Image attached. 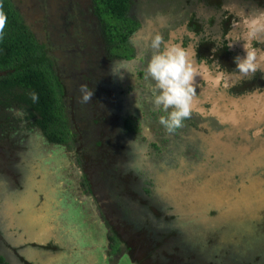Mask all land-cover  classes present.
Returning <instances> with one entry per match:
<instances>
[{"label": "flooded vegetation", "instance_id": "flooded-vegetation-1", "mask_svg": "<svg viewBox=\"0 0 264 264\" xmlns=\"http://www.w3.org/2000/svg\"><path fill=\"white\" fill-rule=\"evenodd\" d=\"M94 4V0H90L89 10L86 12L88 15L84 20L89 22L95 32L94 36L91 35L92 41L86 40V42L96 43L99 46L97 49V46L91 45L94 53L97 52V66L86 61V66L78 77L82 83L88 85L89 89L94 90V93L93 97L82 103L80 108L84 116L89 111V114L96 118L95 123L98 124L99 133H102L105 128V139L101 141L103 142L101 150L107 144H113L116 148L114 151L105 150L112 152L109 157L112 164H108L107 167L105 161L102 163L103 170L107 167L109 173L98 168L97 171L105 175L95 173L93 182L89 179L88 173L84 175V181L98 199L99 204L105 203L102 211L111 212L107 219L112 264H122L120 261L134 264L148 262L150 264H241V260L246 261L245 257L249 255L248 258H251L254 255L253 250L240 249L245 255L241 257V260L230 262L221 256L218 247L214 244L210 246L209 252H206L204 247H199V250L197 246L191 245L193 233L188 225L192 221L187 220L189 217L184 215L182 208L181 213L174 212V206L168 207L162 202L163 197L159 193L162 187L157 186V177L147 168H143V159H139V155H142L141 145L134 135L137 134L144 120L154 128L158 137L163 138V135H169L167 141L171 139L175 141L178 138L189 141L194 139L191 137L198 134L192 132L195 128L205 127L204 131L208 130L207 125L204 126V121L201 120L202 117L210 120L212 124L220 125L221 120L232 121L230 113L235 110L233 108L244 113L242 115L236 111L240 119L241 115L248 116L249 105L246 103L241 107L239 101L253 94L264 96V60L259 59L260 55L264 54V32L257 33L254 38L247 37L241 20L244 16L251 18L264 13V0H130L127 11L129 18L123 22L126 25L123 31L127 34L125 45L123 41H116V36L108 41L109 38H106L104 34L102 19L94 14ZM155 34L161 36L162 46L178 44L185 48L189 59L193 60L198 70L207 66L211 70V76L222 74L221 85L216 87L199 76V79L194 82L196 94L190 100V115L183 118L179 126L171 129L160 122V116L167 113L161 105L154 102L152 87L154 81L150 78L145 79L144 69L147 60L154 51H157L151 47V40ZM249 39L257 50L258 66L254 72L242 73L235 67L233 57L236 55L243 57L242 44L244 40ZM229 44L232 46L229 47ZM115 61L127 62L130 73L125 71L124 77L126 78L128 74L135 75L132 81L138 82L139 100H144V104L139 103L137 113L130 110V106H136L135 103L128 101L125 97L127 90L131 88L125 87L124 82L121 81L122 78L111 72L112 62ZM259 100L258 97L257 103L264 104V100ZM253 108L258 115L261 114L262 118L264 117V105ZM11 111L16 113L15 110ZM6 114L11 118L14 116L17 118L16 114L13 116L10 111ZM233 114L232 116L235 115ZM258 115L248 116L254 121L252 124L249 121L250 126L261 118ZM131 116H133L132 120H130ZM243 120L245 118L241 119ZM189 126L194 129L186 131ZM37 127L49 141L41 127ZM199 133L201 135L202 132ZM31 136L33 139V135L24 136L20 144L23 147L27 145V139ZM132 139L134 143L128 145L127 141ZM18 149H14L12 153L6 151L0 159L2 163L0 167V237L9 247L16 250V259L6 256L1 248L0 258L8 264H49L42 258L36 257L34 250H42L43 257L45 255L43 252L55 251L51 249L52 245H56L57 250L63 247L62 250L65 251V247L60 245L61 241H58L54 235L45 237L42 231L30 228L32 223H40L41 220L35 218L29 222L30 220L26 217L28 212L26 206L44 205L46 209L48 201L51 203V196L38 189L35 181L32 182L33 174L37 175L40 172L37 165L33 164L34 158L29 157V162L27 159L29 153ZM175 150L177 151V148H173V151ZM9 170L16 176V192L22 195L30 194L29 201H21L19 198L16 199V203L14 202L15 199L11 196L13 192L11 187L14 186L9 187L12 181L6 176ZM5 177L10 181L3 180ZM164 191L167 190L164 189ZM180 205L179 203L178 208ZM98 207L101 210L100 205ZM49 215H45L47 221L51 216ZM213 230V233L218 235L219 228L214 226ZM116 241L117 248H115ZM213 252L220 255L212 257L210 254ZM262 256L260 260L263 259ZM125 257L134 260L128 261Z\"/></svg>", "mask_w": 264, "mask_h": 264}, {"label": "rangeland", "instance_id": "rangeland-1", "mask_svg": "<svg viewBox=\"0 0 264 264\" xmlns=\"http://www.w3.org/2000/svg\"><path fill=\"white\" fill-rule=\"evenodd\" d=\"M15 2L36 35L49 46L50 54L61 74L64 101L71 119V131L74 133L67 142L47 141L32 122L34 118L29 116L27 106H15L6 111L7 107L0 103V159L6 151L12 153L14 149L19 150L18 148L21 152L29 153L28 161L30 162L29 157L34 158L33 164L40 171L37 175L33 174L32 182L35 181L38 189L51 196V203L48 201L46 209L44 205H27L26 217L29 222L35 218L41 220L44 236L54 235L61 241L60 245L65 247V251L62 250L63 247L57 250L58 247L52 245L51 249L55 251L47 250L43 252V257L42 250H34L35 256L49 264H112L107 219L111 212L102 211L105 203L99 204L84 181V175L88 173L93 182L95 173L105 175L97 171L98 168L106 173L109 171L107 167L112 164L109 161L112 152L105 150L114 151L116 148L113 144H107L101 150L105 128L99 133L96 118L89 111L84 116L80 108L84 103L81 100L80 85L84 83L78 77L86 66V61L97 66V52L94 53L91 45L99 48L96 43L86 42L92 41L91 35H95L91 25L88 30L86 27L82 30L76 27L78 13L82 11L84 18L88 15L86 12L89 10L90 0ZM134 79L135 75L128 74L126 78L123 75L121 81L125 87L131 88L127 90L125 97L135 103L136 106H130V110L137 113V107L144 104V100H139L140 90L137 87L138 82L132 81ZM233 109L235 114L236 111L242 114L238 109ZM11 110H15L21 117L17 116L15 119ZM9 111L14 118L6 114ZM256 114L258 115L254 109L252 117H256ZM259 115L261 118L252 126L249 125V121L250 124L254 122L251 118L244 117L245 120L241 121L242 116L240 119L237 114L235 118L238 123L221 120L220 125L212 124L210 120L202 117L201 120L204 121V126H208V130L204 131L205 127L194 129L189 126L186 131L194 129L192 132L198 133L189 141L183 138L167 141L169 135L158 137L154 128L144 120L134 135L141 145L142 155H139V159H143V168H147L157 177L158 187L167 190H159L163 197L162 202L168 207L174 206V212L181 213L182 208L184 215L189 217L186 219L192 221L188 225L193 233L191 245L198 249L204 247L209 252L210 246L214 244L221 256L230 262L241 260L245 255L240 249L253 250L254 255L251 258H248L249 255L245 257L246 261L241 260V264L264 263V158H259L264 156V117ZM132 119L133 116L130 120ZM26 131L29 132L24 133ZM199 132H202L201 135ZM28 135H33V139L32 136L28 137L27 145L23 147L20 143ZM228 143L237 146L236 155L226 150ZM173 148H177V151H173ZM103 161L107 166L104 170ZM1 165L2 163L0 167ZM240 167H244L243 170H239ZM6 176L13 182L9 187L14 186L11 187L14 202L19 198L21 201H29L30 194L16 192L15 174L9 170ZM3 180L8 179L5 177ZM32 196L35 198L34 194ZM179 203L181 205L178 208ZM46 214L51 215L48 221ZM214 226L219 228L218 235L213 233ZM0 248L6 256L16 259V250L9 247L1 237ZM260 254L263 255L262 260ZM210 255L215 257L220 254L213 252Z\"/></svg>", "mask_w": 264, "mask_h": 264}, {"label": "trees", "instance_id": "trees-1", "mask_svg": "<svg viewBox=\"0 0 264 264\" xmlns=\"http://www.w3.org/2000/svg\"><path fill=\"white\" fill-rule=\"evenodd\" d=\"M94 2V14L102 19L108 41L116 36V41H123L125 45L127 34L123 31L126 26L123 22L129 18L127 11L130 0ZM0 15L5 18L0 29V103L7 107L6 111L13 106H27L29 116L34 118V123L41 127L49 141L67 142L74 133L64 101L61 74L49 46L36 35L15 0H0ZM84 19L80 11L75 19L76 27L81 30L86 27L88 30L90 24ZM33 93L37 97L35 100L32 99ZM14 114L19 116L17 112ZM226 147L228 152L236 155L235 144L228 143ZM115 243L117 248L118 242ZM0 264L8 263L0 258Z\"/></svg>", "mask_w": 264, "mask_h": 264}, {"label": "clouds", "instance_id": "clouds-1", "mask_svg": "<svg viewBox=\"0 0 264 264\" xmlns=\"http://www.w3.org/2000/svg\"><path fill=\"white\" fill-rule=\"evenodd\" d=\"M4 16L0 15V29L4 25ZM249 38H254L257 33L264 32V13L249 18L244 16L241 20ZM229 47L232 44L228 45ZM151 47L157 49L148 58L144 69L145 79L154 81V102L161 105L166 115L160 116V122L167 128L179 126L183 118L190 115V100L195 93L194 77L199 75L202 80L210 83L213 87L220 86L222 74L211 76V70L205 66L198 70L192 59H189L186 49L178 44L162 46V38L155 34L151 40ZM244 55L233 57L235 67L242 73L254 72L257 64V50L252 46L250 39L244 40L242 44ZM142 59V58H141ZM264 60V54L259 57ZM123 70V71H122ZM130 73L127 62H112L111 72L123 77L124 72ZM82 102H87L93 97L94 90L89 89L87 84H81ZM37 97L33 93L32 99ZM146 131V129H145ZM134 139L127 141L132 145Z\"/></svg>", "mask_w": 264, "mask_h": 264}, {"label": "bare ground", "instance_id": "bare-ground-1", "mask_svg": "<svg viewBox=\"0 0 264 264\" xmlns=\"http://www.w3.org/2000/svg\"><path fill=\"white\" fill-rule=\"evenodd\" d=\"M263 54V53H262ZM197 79H199V75H196L195 77H194V82L197 80ZM250 97H252V96H250ZM247 98V99H245V100H241V101H239L240 102V105H241V107H242V105H244V104H248L249 105V113H248V116L250 117V116H252V114H253V111H254V106H260V105H264V104H261L259 101H261V100H264V96H260V95H255V94H253V97L252 98ZM260 98V100L258 101L259 103H257V98ZM239 105V106H240ZM229 109H231V107L229 108ZM231 113H234L235 114V111H231ZM233 114V115H234ZM244 113H242V115H243ZM236 115V114H235ZM234 115V116H235ZM241 115V116H242ZM233 116V117H234ZM247 116V117H248ZM232 117V116H231ZM231 118L232 119V121L233 122H235V121H237V119L234 117V118ZM242 118H244V117H242Z\"/></svg>", "mask_w": 264, "mask_h": 264}, {"label": "water", "instance_id": "water-1", "mask_svg": "<svg viewBox=\"0 0 264 264\" xmlns=\"http://www.w3.org/2000/svg\"><path fill=\"white\" fill-rule=\"evenodd\" d=\"M36 225H37V226H36ZM40 225H41L40 223H32L31 226H30V228H31L32 230H36L37 227H38V230L43 232V229L41 228L42 225H41V226H40ZM39 226H40V228H39ZM33 232H36V231H33ZM40 233H41V232H40ZM35 236H36V235H35ZM37 237H38V235H37ZM37 240H39V239H37Z\"/></svg>", "mask_w": 264, "mask_h": 264}]
</instances>
